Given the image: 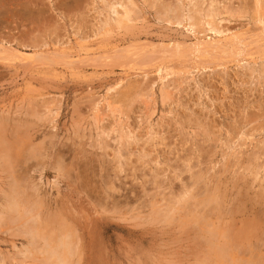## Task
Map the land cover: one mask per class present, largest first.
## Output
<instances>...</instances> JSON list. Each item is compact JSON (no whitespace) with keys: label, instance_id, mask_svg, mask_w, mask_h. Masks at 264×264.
<instances>
[{"label":"rangeland","instance_id":"rangeland-1","mask_svg":"<svg viewBox=\"0 0 264 264\" xmlns=\"http://www.w3.org/2000/svg\"><path fill=\"white\" fill-rule=\"evenodd\" d=\"M101 1L0 0V47L32 59L0 56V138L12 148L0 149V263L58 264L35 238L41 224L60 239L55 248L73 234L71 264H222L221 247L230 251L225 264H264V44L250 51L251 64L207 61L194 79L169 78V100L153 74L164 45L195 42L177 21L193 14L204 30L210 4L221 28L257 37L254 0H133L134 21L126 31L112 23L108 34L99 26L117 20L109 6L128 0ZM82 38L94 52L80 67L62 64L56 44ZM134 47L126 71L113 58ZM42 52L49 63L36 60ZM128 76L114 99L120 123L94 114ZM214 197L220 210L203 204Z\"/></svg>","mask_w":264,"mask_h":264},{"label":"bare ground","instance_id":"bare-ground-1","mask_svg":"<svg viewBox=\"0 0 264 264\" xmlns=\"http://www.w3.org/2000/svg\"><path fill=\"white\" fill-rule=\"evenodd\" d=\"M103 2H104V0H102ZM101 1V2H102ZM182 1V0H181ZM192 1V0H191ZM111 2V1H110ZM116 2V1H115ZM133 0H128V2L126 3V2H123V1H120L119 3H118V5H116V4H114V2H113V4L114 5H112L111 3V5L109 6V11L111 12V13H113L112 15H116L117 17V20H115V21H113V19L109 16V17H107L106 18V20L103 22V23H100V31L101 32H105V33H109V32H111V28H112V23H114L115 22V25L118 27V28H121V30H122V27H123V29L125 30L126 29V27L124 28V26H127L128 25V23H132L133 21H134V19H133V17H135L133 14H134V11H133ZM254 2H255V8H256V10H255V15L254 16H256V19H253V20H255V21H253V22H255V24H256V26H258V27H260L261 28V33L259 34L258 32V35H257V37L256 36H250V34H249V32L248 33H234V32H232V31H230V29L228 30L227 28V30H225L224 28H221L220 26H221V24L223 23H217V21L220 19V17L221 16H223L219 11H217L216 9H215V5L213 6V4H210V7H208L207 9H209V8H211V9H209L206 13H204V15H203V19L201 18L202 16H200V18L202 19V22L201 23H203V25L202 26H204V30H202L201 31V29L199 30V28H198V22L197 21H195V17L194 16H192L193 14H190V12H192L191 10L188 12V14H190V15H188L187 17H186V15H185V17L186 18H183V19H177L178 21V23H177V25L180 27V26H183V24L184 23H187V25L186 26H184L183 28H185L186 29V33L188 34V35H190V36H192L195 40V42L194 43H191L190 45H185V44H181V43H171V44H166V45H164L163 43V45H164V47L162 48V50L165 52V54L163 55V56H161L160 57V59H156V61L158 62V66H157V69L153 72V74L157 77V79L159 80V82H160V86H161V91H164L163 93H165V94H163V97L165 98V99H170L169 97H167L166 95H171V90H169V87H168V83L166 82V81H168V80H170L169 78H171V77H174L175 75L177 76V75H183V77L185 76V78L186 77H189V78H193L194 79V75L195 74H197V73H199V72H201V70H206V69H208V65H206L207 63V61H211V63H212V65L213 64H216V66H218V67H222V66H224L225 65V63H227L228 64V62H230V60H232V59H234L233 61L234 62H237V63H234V64H237L238 66H243L244 64H246V63H248V64H251V62L250 61H252L251 59H248L249 58V56H250V51L251 50H253L252 52H254V51H256L254 48H263L264 46H263V44H264V0H254ZM104 3H106V0H105V2ZM187 3V2H186ZM202 3V2H201ZM103 4V3H102ZM106 5H108L107 3H106ZM108 7V6H107ZM135 7V6H134ZM182 7V6H181ZM121 9V11H119L120 9ZM195 8H196V6H195ZM226 8H227V6H226ZM197 10V9H196ZM195 9H194V11L192 12V13H194L195 14V11H196ZM223 10H224V8H223ZM199 11V10H198ZM225 11V10H224ZM228 11V10H227ZM205 12V11H204ZM198 14H200L201 13V11H200V13L199 12H197ZM196 13V14H197ZM227 15L229 14L228 12L226 13ZM111 15V14H110ZM202 15V14H201ZM166 16V15H165ZM199 16V15H198ZM230 16V15H229ZM231 16H232V14H231ZM138 17V16H137ZM176 18V17H175ZM136 19V18H135ZM138 19V18H137ZM165 19V18H164ZM170 20V19H169ZM217 20V21H216ZM100 21H102V20H100ZM171 21V20H170ZM222 21V20H221ZM137 22V21H136ZM175 22V21H174ZM228 22H230V21H228ZM201 23H200V25H201ZM175 24V23H174ZM225 24V23H224ZM134 25H136V24H134ZM133 25V26H134ZM130 26V25H129ZM137 26V25H136ZM116 27V28H117ZM128 29L130 28V27H127ZM203 28V27H202ZM127 30V29H126ZM125 30V31H126ZM77 31V30H76ZM75 31V32H76ZM100 31H98V32H100ZM118 31V30H117ZM119 31H120V29H119ZM123 31V30H122ZM132 31V30H131ZM100 32V33H101ZM99 33V34H100ZM206 33H209V36L208 37H210L209 39H203V37L205 38V36H203V37H201V35H206ZM112 34V33H111ZM126 34V33H125ZM254 34V33H253ZM98 35V34H97ZM104 35V34H103ZM99 36V35H98ZM108 36V38L110 37L109 35H107ZM189 36V37H190ZM97 37V36H96ZM103 37V36H102ZM191 37V38H192ZM256 37V38H255ZM89 38V37H88ZM87 38V39H88ZM101 38V37H100ZM87 39H83L82 38V40H79V42L77 41L76 43H75V41L73 42V43H71V41H69V42H66V43H58V44H56V46H55V48H57V47H59L60 48V53H57L58 55H59V61H61V63L62 62H66L65 64H70V66H72V64H76L77 65V63H80L77 59H80L82 56H84V55H89L90 53H92V51L94 52V50H92V49H89V48H86L85 47V45H86V43L89 41V40H87ZM93 39H95V38H93ZM81 41V42H80ZM171 42V41H170ZM169 42V43H170ZM75 43V44H74ZM185 43V42H184ZM187 44V43H186ZM6 45V44H5ZM4 46V45H3ZM7 46V45H6ZM47 46V45H46ZM45 46V47H46ZM111 46V45H110ZM258 46V47H257ZM263 46V47H262ZM48 47V46H47ZM130 47V46H129ZM128 47V48H129ZM73 48H75L77 51H75V52H70V50H72ZM128 48H126L127 49V51L125 52V53H120V55H118V56H116L115 58H113V59H115V60H117V61H119V62H121V64H122V66H123V68H125L126 69V71H128V70H131L132 69V65L130 64V62H129V60L134 56L133 55V53H134V51L136 50V48L137 47H134L133 49H129L128 50ZM107 49V48H106ZM125 49V50H126ZM264 49V48H263ZM108 50V49H107ZM112 50V49H111ZM119 50V49H118ZM159 50H161V49H159ZM259 50V49H258ZM100 51H102V50H100ZM122 51V50H121ZM162 51V52H163ZM55 52V51H54ZM120 52V51H119ZM118 52V53H119ZM159 52V51H158ZM163 52V53H164ZM263 52V51H262ZM55 53V54H56ZM97 53H98V51H97ZM107 53V52H106ZM114 53H115V51H114ZM161 53V52H160ZM162 53V54H163ZM250 53V54H249ZM21 53L18 51V50H15L14 48H13V45L12 44H9V46H7L6 48H3V47H0V56H3V57H6V58H12V59H10V60H12V61H14L13 59H15V61H19V60H21V61H31L32 59L30 58V57H26L25 55H23V53L20 55ZM41 53H39L38 55L36 54V55H34L35 57H38V58H36V60L37 59H40V61L42 62V61H44V63L43 64H45V62H50V61H47V55H46V53H45V55H43V52H42V54L40 55ZM56 54V55H57ZM253 54V53H252ZM251 54V55H252ZM20 55V56H19ZM40 55V56H39ZM51 55V54H50ZM97 55V54H96ZM98 55H100V54H98ZM155 55H156V53H155ZM33 56V57H34ZM107 56V55H106ZM136 56V55H135ZM28 59V60H26V58ZM40 57V58H39ZM49 57V59H50V57L51 56H48ZM53 57V56H52ZM51 57V58H52ZM56 57H54L55 59H56ZM85 57V56H84ZM251 57H254V55L253 56H251ZM25 58V59H24ZM31 60H30V59ZM101 58H103L104 59V56H102ZM157 58V57H156ZM159 58V57H158ZM5 59V58H4ZM34 60H33V63L35 62V64H37L36 62L37 61H35V58H33ZM61 59V60H60ZM81 59H83V57L81 58ZM80 59V60H81ZM97 59V58H96ZM166 59H171L172 61H168V60H166ZM183 59V60H182ZM86 60H87V58H86ZM111 59H107V61H110ZM175 60H177L176 62H181L180 64L181 65H184V64H187V65H189V68H184L183 70L181 69V70H177L175 67H174V65H175V63L176 62H174ZM255 60V59H254ZM261 60H262V58H261ZM263 60H264V58H263ZM39 61V60H38ZM40 61L38 62V63H40ZM57 61V60H56ZM126 61H128V63L126 62ZM183 61H184V64H183ZM257 60H255L254 62H252V64H254V65H257L258 64V61L256 62ZM51 62H53V59L51 60ZM71 62V63H70ZM82 62V61H81ZM84 62V61H83ZM264 61H262V63H263ZM47 63V64H48ZM58 63H60V62H58ZM96 63H98V62H96ZM108 63V62H107ZM174 63V64H173ZM260 63V62H259ZM63 64V63H62ZM111 64V63H110ZM113 64V63H112ZM116 64V63H115ZM84 65V64H83ZM118 65V64H117ZM247 65V64H246ZM44 66V65H43ZM50 66V65H49ZM53 66V65H52ZM75 66V65H74ZM77 66H79L80 67V64L79 65H77ZM82 66V65H81ZM96 66V65H95ZM98 66V65H97ZM120 66V65H119ZM226 66V65H225ZM250 66V65H249ZM188 67V66H187ZM262 67V66H261ZM263 67H264V65H263ZM76 68H78V67H76ZM73 69H75V68H73ZM264 69V68H263ZM124 70V69H123ZM125 71V70H124ZM255 71V70H254ZM258 73L260 72V71H258V70H256ZM85 72V71H84ZM262 72V71H261ZM71 73V72H70ZM260 74V73H259ZM77 75V74H76ZM134 76H139V77H141V76H144V77H146V76H148V74H144V75H134ZM257 76H259V75H257ZM261 76V75H260ZM259 76V77H260ZM264 76V75H263ZM131 77H133V76H128L125 80H120L119 82H117L113 87H111V88H108V90H107V94H106V97H104V99H102V101L100 102V99H99V102H98V104L96 105V103H95V105L94 106H96L94 109V114H97L98 116H101V114L100 113H102V112H106V116H107V114H111L112 116H113V118L115 119V121H116V123L118 124V122L120 123V121H121V113L119 114L118 113V111L116 110L117 108H116V106L114 107V102H115V98H117V94H119L120 93V91L124 88V85H125V83L127 82V81H129V79L131 78ZM258 77V78H259ZM137 78V77H136ZM133 79V78H132ZM188 78H186V80H187ZM262 79H264V78H262ZM146 81V80H145ZM173 81V80H172ZM147 82V81H146ZM169 82V81H168ZM144 83V82H143ZM126 86V85H125ZM158 90H160V89H158ZM149 91H151L152 92V94L151 95H153V97L155 96L156 97V95H157V93L159 92H157V87H156V89L155 88H151V90H149ZM168 94H167V93ZM144 93V92H143ZM150 94V93H149ZM148 95V94H147ZM145 96V95H144ZM148 96H146L145 98H147ZM150 97V96H149ZM144 98V99H145ZM143 99V100H144ZM148 99V98H147ZM164 99V100H165ZM156 101V100H155ZM168 102V101H167ZM50 104V103H49ZM49 106V105H48ZM117 111V112H116ZM149 111V110H148ZM49 112H51V111H49ZM100 114V115H99ZM103 114V113H102ZM57 115V114H56ZM104 115V114H103ZM123 115V114H122ZM105 116V117H106ZM96 117V116H95ZM97 118V117H96ZM102 118V117H101ZM125 118V117H124ZM98 119V118H97ZM100 119V118H99ZM141 120V119H140ZM145 120H147V119H145ZM151 120V119H150ZM98 121V120H97ZM103 121V120H102ZM144 120H141L140 122H142V123H144L143 122ZM149 121V119L147 120V121H145L149 126H150V122H148ZM141 123V124H142ZM116 129V128H115ZM2 136V131H1V134H0V137ZM3 141V143H4V140H2L1 138H0V143ZM7 142V141H6ZM5 142V143H6ZM3 143H1V144H3ZM0 144V149H1V147H2V149H3V151L4 152H10L11 150H12V148L11 147H9L10 146V144H7L8 145V147L9 148H11L10 150L8 149V147H7V145H1ZM6 146V147H5ZM1 149V150H2ZM7 150V151H6ZM3 151H1V152H3ZM34 191V190H33ZM186 192V191H185ZM16 193V192H15ZM16 195V194H15ZM16 197V196H15ZM218 198H219V196H218ZM217 197L215 198H212V199H209V200H205V201H203V204L206 206V205H210V204H216V209L218 210H220V208H222L221 207V204H222V202L218 199ZM14 199V197H12V200ZM181 199H182V197H181ZM180 199V200H181ZM12 200H10V203H9V205L12 203V205L13 206H15V205H18L17 203H14V201H12ZM179 200V201H180ZM12 201V202H11ZM18 201V200H17ZM38 201V200H37ZM24 204H26L25 203V198H24V201H22ZM35 203H36V201H35ZM179 203V202H178ZM177 203V204H178ZM40 204V203H39ZM180 204V203H179ZM184 204V203H183ZM224 204V203H223ZM20 205V204H19ZM29 205V204H28ZM38 205V204H37ZM11 206V205H10ZM23 205H21V207H22ZM181 206V205H180ZM205 206H203V207H205ZM20 207V206H19ZM33 206L31 205V207H30V210H31V208H32ZM38 207H39V205L36 207V205H35V208H36V210L38 209ZM16 208V209H15ZM34 208V209H35ZM41 208V207H40ZM27 209V208H26ZM17 210H18V207L17 206H15L14 208H13V211H14V213L16 214V212H17ZM20 210V209H19ZM32 211V210H31ZM30 211V212H31ZM35 211V210H34ZM22 212V211H21ZM33 212V211H32ZM36 212V211H35ZM27 214V213H26ZM37 215V214H36ZM41 215V214H40ZM40 215H38V217L37 218H35V220L34 221H37L36 219H39V218H41L40 217ZM20 216V215H19ZM18 216V217H19ZM23 216H25V215H23ZM22 216V217H23ZM28 216V215H27ZM34 216H35V214H34ZM31 218V217H30ZM168 218V217H167ZM45 219V218H44ZM170 221H172V220H174V219H170V218H168ZM167 219V220H168ZM29 220V219H28ZM56 220V219H55ZM46 221V220H45ZM40 222H42V221H40ZM36 223V222H35ZM25 224V223H24ZM30 224V223H29ZM33 224V223H32ZM37 224V223H36ZM36 224H34L35 226H36ZM31 225V224H30ZM206 225V224H205ZM30 228H33V226H31ZM34 230H35V227L33 228ZM215 232V233H214ZM33 233H36L35 235H36V239L37 238H41V239H43V240H45V241H47L48 242V244H49V247H50V250H48V251H46L45 250V253H48V255H49V257H50V262H51V259H56V261H59V263L58 264H71L70 263V261L71 260H73V259H70V257H72L73 258V247H74V245H75V242L73 241V237H72V235H71V233L69 234L68 232H67V234H66V232H64L65 234H66V237L63 235L62 237L64 238V239H61V241H59V243H58V248H60V252L58 251H56V248L54 247L55 246V244H57V240H60V239H55V238H51L49 235H45L44 233H43V230H42V225L41 224H38V226L36 227V231H34ZM209 233L210 234H212L213 236H214V238H215V240H217V237H218V235H217V233L219 234V232L217 231V233H216V229H215V231H213V230H211V232L209 231ZM34 235V234H33ZM33 235H31V236H33ZM227 235V234H226ZM49 236V237H48ZM213 236H210V237H212V239H213ZM217 236V237H216ZM31 238V237H30ZM211 239V238H210ZM74 240H76V239H74ZM39 241V240H38ZM37 241V242H38ZM47 242H46V244H47ZM32 244V243H31ZM74 244V245H73ZM48 247V245H46V248ZM48 247V248H49ZM45 248V249H46ZM55 248V250L53 251V249ZM221 248H223V249H221L220 250V248H219V251H220V255H219V257L221 258V260H219V261H222L224 264H225V262H228L229 260L228 259H231V256H230V251L228 250V248L226 249L225 247H221ZM218 249V248H217ZM217 251V250H216ZM219 251H217L218 253H219ZM28 252H30L29 250H28ZM23 254V253H22ZM31 254V253H30ZM24 255V254H23ZM47 255V254H46ZM72 255V256H71ZM4 259V258H3ZM27 260V259H26ZM228 260V261H227ZM2 262H3V260H1ZM46 261H48V260H46ZM55 261V262H56ZM49 262V263H50ZM72 262V261H71ZM249 262V261H248ZM251 262V261H250ZM260 262V261H259ZM222 263V264H223ZM257 263V262H256ZM263 262H261L260 264H262ZM1 264V263H0ZM4 264V263H3ZM53 264V263H52ZM229 264V263H228Z\"/></svg>","mask_w":264,"mask_h":264}]
</instances>
